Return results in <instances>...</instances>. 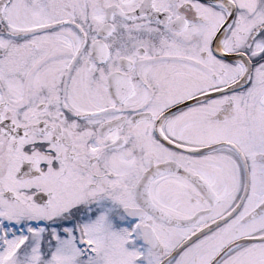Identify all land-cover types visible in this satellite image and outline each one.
Instances as JSON below:
<instances>
[{"label":"snow or ice","instance_id":"snow-or-ice-1","mask_svg":"<svg viewBox=\"0 0 264 264\" xmlns=\"http://www.w3.org/2000/svg\"><path fill=\"white\" fill-rule=\"evenodd\" d=\"M0 264H264V0H0Z\"/></svg>","mask_w":264,"mask_h":264}]
</instances>
